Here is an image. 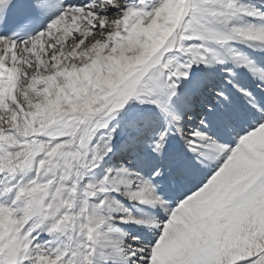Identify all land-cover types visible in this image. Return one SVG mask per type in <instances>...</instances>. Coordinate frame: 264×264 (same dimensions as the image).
<instances>
[{"label":"snow or ice","instance_id":"obj_1","mask_svg":"<svg viewBox=\"0 0 264 264\" xmlns=\"http://www.w3.org/2000/svg\"><path fill=\"white\" fill-rule=\"evenodd\" d=\"M0 264H264V0H0Z\"/></svg>","mask_w":264,"mask_h":264}]
</instances>
